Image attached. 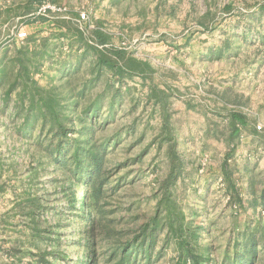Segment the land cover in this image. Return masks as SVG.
I'll return each instance as SVG.
<instances>
[{"label":"rangeland","instance_id":"rangeland-1","mask_svg":"<svg viewBox=\"0 0 264 264\" xmlns=\"http://www.w3.org/2000/svg\"><path fill=\"white\" fill-rule=\"evenodd\" d=\"M93 136L81 186L46 154L78 176ZM142 229L135 264H264V0H0V264Z\"/></svg>","mask_w":264,"mask_h":264},{"label":"trees","instance_id":"trees-1","mask_svg":"<svg viewBox=\"0 0 264 264\" xmlns=\"http://www.w3.org/2000/svg\"><path fill=\"white\" fill-rule=\"evenodd\" d=\"M95 133V130H94ZM90 148L87 150L88 160L87 169H83V160H78L77 169L81 172L78 176H75L73 173H76L75 171L70 172L68 169H66V162L68 160L67 154L65 152L62 153L61 150V141L53 144L51 146L53 152L57 153L56 155H53V153L46 154L48 158L52 159L54 164L56 165V169L65 175V177H68L71 181V179H78L81 182V186L85 183H87L90 187H92L95 179L97 176L100 175L103 164H104V151L100 148H96V137L93 136L91 138L90 142ZM74 175V176H73ZM75 177V178H74ZM87 178V181L84 182L83 179ZM100 196H101V189L100 188H93V191L88 194V202L86 201L85 195L82 196L81 202L76 201V204L79 209H82V206L88 207V211L85 214V224L84 227H88L90 224V220L93 216L96 217V221L99 218L98 211L96 212L99 202H100ZM156 217L153 219L152 224L154 225V222H156ZM101 221V220H100ZM149 228V226H148ZM146 229H142L141 233L133 235L130 239H126L125 241H121L118 238H115L113 241V244H106V249L103 251V253H99V242L97 235L92 233V231L87 232L86 237L88 238L85 242V252L82 253L78 258L76 259L75 264H135L136 259L140 252L145 250V247L150 245L151 241H148L146 239L145 234ZM152 231V230H151ZM150 231V232H151ZM110 235L111 232L114 231H107ZM251 246H254V242L250 241ZM247 254L250 255V257H247L243 264H254L255 262V253L256 249H247L245 251ZM104 254V255H102ZM244 256V255H243ZM233 257V256H232ZM200 258L202 260L203 254L200 255ZM196 257H193V260L198 263V259ZM204 260V259H203ZM202 260V261H203ZM228 262H222L220 264H241V260H238L235 256L233 258H230L227 256ZM42 261H44L42 259Z\"/></svg>","mask_w":264,"mask_h":264},{"label":"built area","instance_id":"built-area-1","mask_svg":"<svg viewBox=\"0 0 264 264\" xmlns=\"http://www.w3.org/2000/svg\"><path fill=\"white\" fill-rule=\"evenodd\" d=\"M82 18H85V16H84V15H82Z\"/></svg>","mask_w":264,"mask_h":264}]
</instances>
